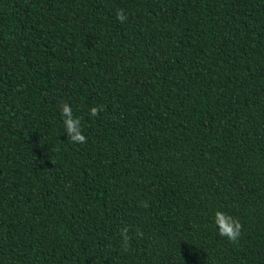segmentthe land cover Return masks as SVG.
<instances>
[{"label": "trees", "instance_id": "16d2710c", "mask_svg": "<svg viewBox=\"0 0 264 264\" xmlns=\"http://www.w3.org/2000/svg\"><path fill=\"white\" fill-rule=\"evenodd\" d=\"M0 264H264V0H0Z\"/></svg>", "mask_w": 264, "mask_h": 264}, {"label": "clouds", "instance_id": "9594fccd", "mask_svg": "<svg viewBox=\"0 0 264 264\" xmlns=\"http://www.w3.org/2000/svg\"><path fill=\"white\" fill-rule=\"evenodd\" d=\"M116 19L121 23H124L128 20V16L125 14L124 9H118L116 11ZM88 111L89 117L95 118L104 111V106H93L89 108ZM60 115L68 140L75 144L86 143V137L81 130L82 118L73 115V110L69 104H60ZM213 223L218 229V235L221 237H225L229 242L232 243H235L239 240L242 234L243 225L238 218L218 210L214 213ZM128 231L129 229L127 227H123L120 230L121 242L124 250H127L130 247V237L128 235ZM136 235L140 238L143 237V233L141 231H137Z\"/></svg>", "mask_w": 264, "mask_h": 264}]
</instances>
